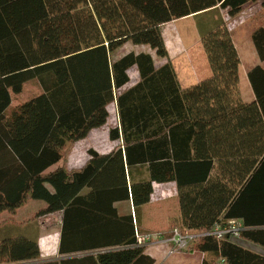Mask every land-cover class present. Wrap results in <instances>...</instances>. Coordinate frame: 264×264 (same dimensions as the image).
Returning <instances> with one entry per match:
<instances>
[{"label":"trees","instance_id":"1","mask_svg":"<svg viewBox=\"0 0 264 264\" xmlns=\"http://www.w3.org/2000/svg\"><path fill=\"white\" fill-rule=\"evenodd\" d=\"M260 0H0V215L43 201L35 219L63 212L60 253H93L85 264H155L136 248L141 209L155 184L177 186L186 232L238 220L240 238L264 248V68L249 72L255 99L240 88V57L225 20L203 35L212 77L187 89L171 62L113 55L125 44L169 59L162 26L220 5L229 17ZM264 62V27L253 34ZM137 67L138 84L128 71ZM38 80L43 92L11 114L13 95ZM116 103L123 146L89 151L69 171L71 149L109 122ZM131 201L134 212L115 206ZM12 242V243H11ZM0 245V263L37 258L27 241ZM29 246V247H27ZM194 249L225 264H264L229 238H202ZM109 250V251H107Z\"/></svg>","mask_w":264,"mask_h":264},{"label":"crops","instance_id":"2","mask_svg":"<svg viewBox=\"0 0 264 264\" xmlns=\"http://www.w3.org/2000/svg\"><path fill=\"white\" fill-rule=\"evenodd\" d=\"M262 11H264V0L249 2L245 6H243L242 12L239 15H237L236 17H229L230 20L225 21L229 31L232 34L234 44L240 57V88L242 98L246 102H251L255 99V94L249 80V72L257 66L263 67L264 62H261L258 58V61L253 60L251 64L245 65V52L244 49H241L240 42L249 40V44H247V50H249V52H253L255 50L256 47L252 48L250 46V40L253 41V34L258 28L264 27V23H262L263 25H261L260 16L258 15ZM224 12L227 14V10L222 9L220 5H218L217 7L208 11H203L196 15L175 20L162 26L163 38L168 50L169 60L171 61V64H173L176 74L179 73L177 66L179 65V60L185 58H187L188 60L187 72L192 75L189 78L190 81H188L187 78V81L184 82L180 79V77H178L179 83L183 89L191 88L201 83L202 81L212 77L213 73L208 57L203 48L202 38L204 34L208 33L214 28L217 22L222 19L226 20ZM187 20L195 21L198 30L199 42L198 43L197 41H195V45H191L189 48H187L185 45V42L187 41L183 39H177L176 29L174 28L175 25L179 23V21ZM252 52H250L251 55H254ZM116 53L119 58L130 53H135L137 55L148 54L152 56L155 62V67L157 69L168 63V59H162L158 57L156 51H154L150 47L143 45H134L131 42L125 44ZM175 59L179 60L175 61ZM135 73L136 79H134L135 76L133 75ZM128 75L130 77V82L122 89V91L134 87L140 80V75L137 67L131 68L128 71ZM131 75H133L134 77ZM183 82L188 83L183 84ZM113 105H115V109L112 108ZM108 110L110 113V118L108 124L104 127H108V134L104 136L99 131V129L97 131L95 130L91 132L86 139L81 141V144L77 143L75 146H73L69 157L65 162H63V166H66L69 171L83 168L90 160V150H94L100 155H107L117 147L123 146V139L113 141L110 137V132L112 129L120 128L119 114L116 103L109 105ZM112 112H114L115 116V120L113 122H111ZM154 189L155 191L151 203L141 209L139 226L141 232L147 227L145 225L146 223H144V215L142 214L144 213V211H146L149 205L153 203L154 198L158 193L164 198L171 196V198L176 197V199L178 200L177 186L174 183L155 184ZM32 204H34V206L39 204L44 206L38 209H34L32 213H26L27 207ZM115 206L117 207L120 215H129L134 212L133 204L131 201L121 202L116 204ZM44 208H46V204L43 201H31L26 206L19 209L15 215H11L7 212L0 215V245L10 244L11 246V241L20 239L23 242L27 241L28 243H30L31 252L38 249L40 253L37 258L11 264H85L87 263L84 262L85 256H95L98 254V252H93L61 255L60 247L63 231V212L59 213L62 216L60 233L58 239L54 240L52 237L50 238V232L46 230V228H44L45 226L42 224V218L40 217L39 219H35L37 213ZM145 219L148 220V218ZM232 242L250 252L264 257V248L257 244H254L242 238H239ZM168 250V247L155 246L144 248V253L153 258L155 260V264H222V261L225 260L220 258L219 260L215 261V257L212 254L199 252L195 249H192V251L190 252L169 256Z\"/></svg>","mask_w":264,"mask_h":264},{"label":"rangeland","instance_id":"3","mask_svg":"<svg viewBox=\"0 0 264 264\" xmlns=\"http://www.w3.org/2000/svg\"><path fill=\"white\" fill-rule=\"evenodd\" d=\"M258 15L260 16L261 25H263L262 23H264V11H262ZM225 19H226L225 21L230 20L229 16L226 13H225ZM174 28L176 29L177 39H183L187 41L185 42V45L187 48H189L191 45L192 46L195 45L196 43L195 41L198 42V30H197L196 23L194 20L179 21V23H177ZM247 44H249V40H244L243 42H240V47L241 49H244V52H245V58H244L245 65L251 64L253 60L258 61V58H259L253 41L250 40V46L252 48H255V50L253 52L252 51L250 52H252L254 55H251L249 50H247ZM118 58L119 56L117 55V53L113 55V60H117ZM179 59H175V61H178ZM167 62H171V61L168 59ZM177 66L179 70V73H177L178 77H180V79L184 82L187 81V78H188V81H190L189 78L192 75H190L189 72H187V69H188L187 58L179 60V65ZM133 75L135 76L134 79H136V73ZM184 82L183 84L188 83V82L187 83H184ZM188 86H185V87H188ZM42 92L43 90L38 80H33V81L26 83L24 86L23 92L20 95H13V105L11 109L9 110L8 114H11L22 103L29 101L30 99L34 97H37ZM114 106L115 105H113L112 108L115 109ZM114 120H115V116H114V112H112L111 122H113ZM104 127L102 129H99V131L105 136L108 134V127L106 128ZM79 143L81 144V142ZM58 166H63V161ZM34 204L27 207L26 213L28 212L32 213L34 209H38L44 206L40 204L34 206ZM142 215H144L143 216L144 223H146L145 225L147 226L145 229H143L144 231V232L142 231L143 233H158V232L168 233L170 230L174 228H179L181 230L184 229L182 228L183 226L180 221L181 216H180V211H179L178 200L176 199V197L171 198V196H168L164 198L158 193L157 196L154 198L153 203L149 205V207L146 209V211H144ZM61 218H62L61 214L55 213V214H51L47 218L42 219L43 221H45L44 228H46V230L50 232V235H51L50 238L52 237L54 240L58 239V236L60 233ZM145 218H148V220Z\"/></svg>","mask_w":264,"mask_h":264},{"label":"built area","instance_id":"4","mask_svg":"<svg viewBox=\"0 0 264 264\" xmlns=\"http://www.w3.org/2000/svg\"><path fill=\"white\" fill-rule=\"evenodd\" d=\"M48 215L41 217L47 218ZM42 224L45 225V221L42 220ZM241 222L238 220L228 221L225 225L216 224L213 229L207 232H186L183 229L174 228L168 233H143L137 230L136 236V248H149V247H168L169 256L190 252L194 249V246L205 237H216L219 240L229 238L231 241H235L240 238L243 230ZM225 260L222 264H225Z\"/></svg>","mask_w":264,"mask_h":264}]
</instances>
